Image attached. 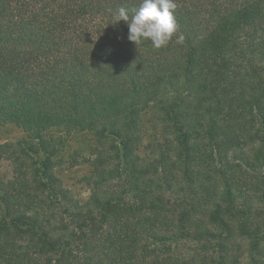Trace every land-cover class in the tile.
Here are the masks:
<instances>
[{"label":"trees","instance_id":"obj_1","mask_svg":"<svg viewBox=\"0 0 264 264\" xmlns=\"http://www.w3.org/2000/svg\"><path fill=\"white\" fill-rule=\"evenodd\" d=\"M174 2L157 49L117 22L141 0H0V126L27 165L0 177V264H229L236 238L264 264V0ZM147 112L167 148L140 163ZM55 128L104 146L84 201Z\"/></svg>","mask_w":264,"mask_h":264},{"label":"rangeland","instance_id":"obj_2","mask_svg":"<svg viewBox=\"0 0 264 264\" xmlns=\"http://www.w3.org/2000/svg\"><path fill=\"white\" fill-rule=\"evenodd\" d=\"M42 135L44 138L53 137L59 141L60 150L51 158L53 172L63 187L70 190L79 201H84L90 193L89 187L98 166V149L104 146L86 131L68 133L64 129L55 128L45 131ZM24 136V131L20 127L12 124L0 126V177L4 180L16 179L27 171L26 163L17 157L16 147L12 146ZM166 148V141L159 127L153 120L151 112H147L143 117L142 139L137 149L138 161L146 163L157 155L158 150ZM243 171L248 178L260 174L250 169ZM191 246L193 247L192 244ZM179 248L185 254L190 249V244L181 245ZM247 255L244 240L236 238L228 249L229 264H250Z\"/></svg>","mask_w":264,"mask_h":264},{"label":"clouds","instance_id":"obj_3","mask_svg":"<svg viewBox=\"0 0 264 264\" xmlns=\"http://www.w3.org/2000/svg\"><path fill=\"white\" fill-rule=\"evenodd\" d=\"M174 0H141L131 17L128 10L121 7L118 10V20L124 21L128 27V40L139 45L143 40H150L154 48L165 46L177 31L173 10ZM183 37L177 38L181 43Z\"/></svg>","mask_w":264,"mask_h":264}]
</instances>
